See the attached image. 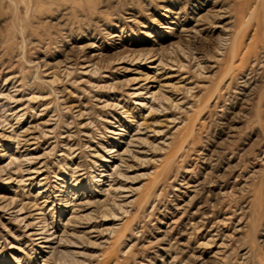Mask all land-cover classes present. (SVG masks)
Here are the masks:
<instances>
[{"label": "rangeland", "instance_id": "374dc122", "mask_svg": "<svg viewBox=\"0 0 264 264\" xmlns=\"http://www.w3.org/2000/svg\"><path fill=\"white\" fill-rule=\"evenodd\" d=\"M263 10L0 0V264H264Z\"/></svg>", "mask_w": 264, "mask_h": 264}, {"label": "bare ground", "instance_id": "6f19581e", "mask_svg": "<svg viewBox=\"0 0 264 264\" xmlns=\"http://www.w3.org/2000/svg\"><path fill=\"white\" fill-rule=\"evenodd\" d=\"M262 1V3L264 4V0H261ZM263 12H264V10H263ZM250 14H253V13H249V15ZM257 25H262L263 26V24L260 22V23H257ZM234 38L235 37H233L232 39L230 38V48L231 49H233V48H235L236 46H237V44L234 42ZM232 52V51H231ZM233 54H236V51L235 50H233ZM73 200V199H72ZM73 207H74V202H73V204H72V206H71V208H72V211H74V209H73Z\"/></svg>", "mask_w": 264, "mask_h": 264}]
</instances>
